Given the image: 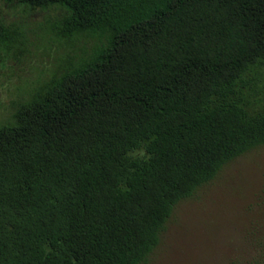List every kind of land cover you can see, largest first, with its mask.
Segmentation results:
<instances>
[{"label": "trees", "instance_id": "1", "mask_svg": "<svg viewBox=\"0 0 264 264\" xmlns=\"http://www.w3.org/2000/svg\"><path fill=\"white\" fill-rule=\"evenodd\" d=\"M0 1L60 6L54 36L85 38L0 124V264H138L264 143V0Z\"/></svg>", "mask_w": 264, "mask_h": 264}, {"label": "rangeland", "instance_id": "2", "mask_svg": "<svg viewBox=\"0 0 264 264\" xmlns=\"http://www.w3.org/2000/svg\"><path fill=\"white\" fill-rule=\"evenodd\" d=\"M63 13L57 5L0 1V22L18 37L13 47L0 50V124L9 119L13 102L84 45L83 37L70 46L54 36L50 24ZM138 264H264V143L232 158L179 199L157 244Z\"/></svg>", "mask_w": 264, "mask_h": 264}]
</instances>
